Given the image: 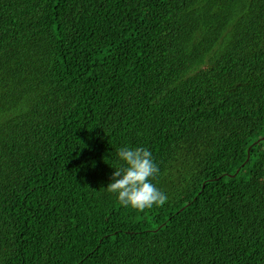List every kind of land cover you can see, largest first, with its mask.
Returning <instances> with one entry per match:
<instances>
[{"label":"trees","instance_id":"1","mask_svg":"<svg viewBox=\"0 0 264 264\" xmlns=\"http://www.w3.org/2000/svg\"><path fill=\"white\" fill-rule=\"evenodd\" d=\"M262 138L264 0H0V264H264Z\"/></svg>","mask_w":264,"mask_h":264},{"label":"clouds","instance_id":"2","mask_svg":"<svg viewBox=\"0 0 264 264\" xmlns=\"http://www.w3.org/2000/svg\"><path fill=\"white\" fill-rule=\"evenodd\" d=\"M116 156L115 164L111 165L114 171L105 188L121 206L143 212L167 202V193L153 182L161 170L148 148L124 145Z\"/></svg>","mask_w":264,"mask_h":264},{"label":"bare ground","instance_id":"3","mask_svg":"<svg viewBox=\"0 0 264 264\" xmlns=\"http://www.w3.org/2000/svg\"><path fill=\"white\" fill-rule=\"evenodd\" d=\"M40 117H41V116H40ZM40 117H39V118H40ZM83 117H84V116H83ZM81 121H82V120H81ZM3 124H4V123H3ZM113 151H114V150H113ZM108 152H109V151H108ZM256 153H257V152H256ZM109 163H110V162H109ZM114 163H115V162H114ZM109 169H110V168H109ZM98 170H99V169H98ZM164 175H165V174H164ZM160 176H161V175H160ZM158 177H159V176H158ZM240 181H241V180H240ZM257 181H258V180H257ZM171 182H172V181H171ZM84 183H85V182H84ZM160 183H161V182H160ZM53 184H54V183H53ZM262 184H263V183H262ZM78 185H79V184H78ZM223 194H224V193H223ZM72 195H73V194H72ZM87 196H88V195H87ZM73 198H74V197H73ZM79 198H80V197H79ZM63 199H64V198H63ZM70 200H71V199H70ZM164 205H165V204H164ZM72 207H73V206H72ZM117 209H118V208H117ZM147 211H148V210H147ZM147 211H146V212H147ZM101 212H102V211H101ZM146 212H145V213H146ZM123 213H124V212H123ZM154 213H155V212H154ZM157 214H158V212H157ZM74 215H75V214H74ZM146 215H147V214H146ZM48 217H49V216H48ZM160 217H162V216H160ZM158 220H159V219H158ZM70 221H71V220H70ZM84 221H85V220H84ZM146 221H147V219H146ZM104 223H105V222H104ZM72 225H73V224H72ZM77 225H78V224H77ZM66 226H67V225H66ZM78 226H79V225H78ZM150 226H151V225H150ZM115 227H116V226H115ZM119 232H120V231H119ZM119 232H118V233H119ZM141 236H142V235H141ZM129 238H130V237H129ZM25 255H26V254H25ZM128 258H129V257H128ZM179 258H180V257H179ZM76 259H77V258H76ZM73 264H74V263H73Z\"/></svg>","mask_w":264,"mask_h":264},{"label":"water","instance_id":"4","mask_svg":"<svg viewBox=\"0 0 264 264\" xmlns=\"http://www.w3.org/2000/svg\"><path fill=\"white\" fill-rule=\"evenodd\" d=\"M261 140H264V138H262ZM261 140H259V141H261Z\"/></svg>","mask_w":264,"mask_h":264}]
</instances>
